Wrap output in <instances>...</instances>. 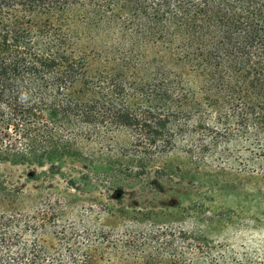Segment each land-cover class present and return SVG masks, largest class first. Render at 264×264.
Masks as SVG:
<instances>
[{"label":"trees","instance_id":"trees-1","mask_svg":"<svg viewBox=\"0 0 264 264\" xmlns=\"http://www.w3.org/2000/svg\"><path fill=\"white\" fill-rule=\"evenodd\" d=\"M179 147L264 173V0H0V264H49L48 234L63 264H225L140 210L115 234L58 223L60 198L14 209L1 172L71 160L123 189Z\"/></svg>","mask_w":264,"mask_h":264},{"label":"rangeland","instance_id":"rangeland-1","mask_svg":"<svg viewBox=\"0 0 264 264\" xmlns=\"http://www.w3.org/2000/svg\"><path fill=\"white\" fill-rule=\"evenodd\" d=\"M118 139L127 138L122 133ZM47 168L1 164V172L16 190L14 209L34 213L60 198L63 205L56 206L57 213L53 210L58 223L90 221L115 234L123 233L125 215L140 210L143 223L149 225V219H155L160 229L172 227L192 238L180 245L210 247L214 262L264 264V173L260 168L243 170L239 165H222L218 159L201 162L181 147L162 156L148 173L122 180L123 189L79 162L68 160L58 174ZM71 177L77 188L70 184ZM51 224L55 225L53 220ZM53 236L41 237L42 245L51 251L46 261L63 264L59 260L63 246ZM108 257L100 264H113Z\"/></svg>","mask_w":264,"mask_h":264}]
</instances>
